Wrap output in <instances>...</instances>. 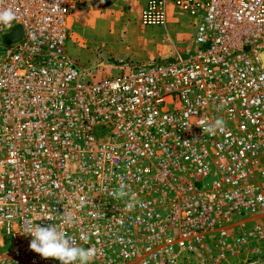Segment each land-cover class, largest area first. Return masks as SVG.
<instances>
[{"label":"built area","instance_id":"obj_1","mask_svg":"<svg viewBox=\"0 0 264 264\" xmlns=\"http://www.w3.org/2000/svg\"><path fill=\"white\" fill-rule=\"evenodd\" d=\"M87 1L0 0V37L22 26L0 39V264H61L30 249L36 223L89 264H264V0H145L142 25L194 19V50L100 78L67 48Z\"/></svg>","mask_w":264,"mask_h":264},{"label":"rangeland","instance_id":"obj_2","mask_svg":"<svg viewBox=\"0 0 264 264\" xmlns=\"http://www.w3.org/2000/svg\"><path fill=\"white\" fill-rule=\"evenodd\" d=\"M90 2L76 12L68 42L70 55L88 77L118 76L128 69H148L176 62L195 48L192 44L194 19L172 4L167 5L165 23L142 25L139 14L145 0ZM101 29L104 31L98 38L94 30ZM79 43L84 48L82 53H90L85 60L81 58ZM140 44L143 56H135L134 51Z\"/></svg>","mask_w":264,"mask_h":264},{"label":"clouds","instance_id":"obj_3","mask_svg":"<svg viewBox=\"0 0 264 264\" xmlns=\"http://www.w3.org/2000/svg\"><path fill=\"white\" fill-rule=\"evenodd\" d=\"M15 12L12 9L0 11V24L10 26L11 21L15 19ZM224 124L222 118H217L213 123L209 124L204 119H201L198 126L203 129L204 134H211L219 130L223 132ZM109 195L115 199L120 200L124 197H129L126 202V208L132 210L135 206L137 198L135 194H129L126 191V186H120L113 190ZM41 219L51 220V216H44ZM65 223L74 222L71 214L62 216ZM24 234H30L32 239L30 241V249L40 254L43 258H54L61 262V264H89L96 256L95 247H83L76 243L75 238L70 236L66 231L58 229V227L50 224L49 226H42L36 223L33 226L26 227ZM83 239V238H82ZM85 239V243H86Z\"/></svg>","mask_w":264,"mask_h":264},{"label":"crops","instance_id":"obj_4","mask_svg":"<svg viewBox=\"0 0 264 264\" xmlns=\"http://www.w3.org/2000/svg\"><path fill=\"white\" fill-rule=\"evenodd\" d=\"M87 3H92V2H90V0H88L87 1ZM76 14V13H75ZM74 26V25H73ZM104 29V28H103ZM103 29H101V30H94V32H95V34H96V36L98 37V38H100V36L102 37V30ZM104 31V30H103ZM71 36V35H70ZM69 39H68V41H67V48H68V51H69ZM138 46V45H137ZM138 49H137V51H134L135 53H134V55L135 56H143V54H142V45L140 44V46H138L137 47ZM78 49L81 51V53L83 52L82 50L84 49V48H81V44L79 43L78 44ZM82 49V50H81ZM135 49V48H134ZM104 53H106V52H104ZM104 53H102V54H104ZM108 54V53H107ZM90 55V53H87V52H85V53H82V56H81V58L82 59H87V57H90L89 56ZM147 56H150V54H148ZM139 58V57H138ZM120 61V60H119Z\"/></svg>","mask_w":264,"mask_h":264},{"label":"water","instance_id":"obj_5","mask_svg":"<svg viewBox=\"0 0 264 264\" xmlns=\"http://www.w3.org/2000/svg\"><path fill=\"white\" fill-rule=\"evenodd\" d=\"M21 35H22V26L16 25L9 33L2 36V40L6 43H10L18 40L21 37Z\"/></svg>","mask_w":264,"mask_h":264}]
</instances>
